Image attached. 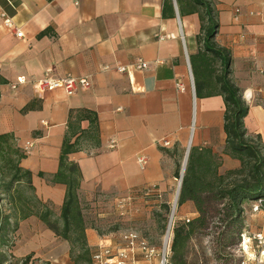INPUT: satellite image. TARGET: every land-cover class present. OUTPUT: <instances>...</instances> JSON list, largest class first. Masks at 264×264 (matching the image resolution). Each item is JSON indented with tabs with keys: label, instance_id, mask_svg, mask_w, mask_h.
<instances>
[{
	"label": "crops",
	"instance_id": "1",
	"mask_svg": "<svg viewBox=\"0 0 264 264\" xmlns=\"http://www.w3.org/2000/svg\"><path fill=\"white\" fill-rule=\"evenodd\" d=\"M170 1L164 9V0H0V134L21 149L32 142L20 165L31 171L34 194L58 215L66 188L50 179L65 134L82 133L68 160L79 168L78 197L84 217H91L85 234L92 253L116 250L126 229L145 239L126 221L139 218L157 195L176 198L175 162L182 166L191 146L223 149L222 96L206 88L197 94L191 69L199 49L198 15H180L176 0ZM210 1L214 42L230 53L231 77L248 107L245 130L258 134L264 147V0ZM137 59L147 66H130ZM120 65L127 69L116 71ZM66 73L88 76L91 86L70 95L33 86L45 75ZM19 76L25 82L12 88ZM82 109L96 114L95 128L77 120ZM112 139L115 146L108 148ZM121 199L127 202L122 215ZM15 231L24 240L27 233L45 243L62 239L33 216L18 221ZM134 264H145L140 250Z\"/></svg>",
	"mask_w": 264,
	"mask_h": 264
},
{
	"label": "trees",
	"instance_id": "2",
	"mask_svg": "<svg viewBox=\"0 0 264 264\" xmlns=\"http://www.w3.org/2000/svg\"><path fill=\"white\" fill-rule=\"evenodd\" d=\"M169 1L164 0V9L171 6ZM176 3L180 15L197 13L199 19L196 34L199 49L191 58L196 92L198 94V90L206 88V93L211 94L212 90L222 96L224 103L222 152H214L209 147H190L176 200L177 205L190 202L195 215L173 225L168 263L189 264L186 257L188 243L197 232L208 226L209 218L220 215L218 219L226 222L231 234L238 235L246 227L242 214L244 203L260 200V209L264 212V147L258 134L245 130L243 118L248 107L241 89L231 77L230 53L214 42L217 19L212 2L176 0ZM29 107L27 104L23 110ZM79 112L77 120L87 119L90 128H95L96 114L87 109ZM70 132L63 137L58 168L50 179L51 182L63 183L66 188L56 217L48 208L38 210L31 171L20 165L26 153L13 144L9 134H0V193L6 194L10 205V212L2 218V228L6 233H13L18 221L36 215L56 236L68 242L74 264H93L78 197L80 172L77 164L68 160V154L78 149V138L82 133L73 138L76 133ZM223 155H227L234 164L226 162ZM180 168L179 162H175L176 178H179ZM15 184L17 188L13 187ZM161 207L169 210L166 203ZM5 240L2 243L8 244ZM0 264H9L2 254Z\"/></svg>",
	"mask_w": 264,
	"mask_h": 264
},
{
	"label": "rangeland",
	"instance_id": "3",
	"mask_svg": "<svg viewBox=\"0 0 264 264\" xmlns=\"http://www.w3.org/2000/svg\"><path fill=\"white\" fill-rule=\"evenodd\" d=\"M181 155V153H180ZM181 158V156H180ZM180 167H181V163ZM176 184L179 183V178H176ZM22 185V184H20ZM15 184L13 187H16ZM16 192V191H15ZM13 192V193H15ZM28 194V191H26ZM36 196V195H35ZM37 197V196H36ZM38 198L36 203L38 210L48 208L52 212V216H57V209L50 207L48 202L42 201ZM175 200V194L159 196L158 201L150 205L148 210L143 211L139 218L128 220L127 227H133L141 232L150 246H153L157 251L161 250V264H169L168 257L170 254V242L172 238V227L177 222H180L185 217H192L195 215L193 212V206L190 202H186L182 205H177L175 202L174 212L172 215L171 225L169 228V234L164 245L165 232L167 229L168 219L171 211V207ZM177 200V199H176ZM166 203L169 210H164L161 205ZM254 202L244 203L243 207V224L246 229L250 231L262 230L264 231V219L259 212L251 210V206ZM10 212V205L6 194L0 193V254L8 259L9 264H66V261L74 262L71 259L69 252V244L67 241L58 239L53 242L43 241L42 236H32L27 233L24 238L16 231L13 233H6L3 226L2 218L5 214ZM87 220H90L88 212L85 214ZM39 219L36 215L30 217ZM221 216H213L208 220V226L202 231L197 232L188 243V249L186 253L189 264H237L236 257L239 234H231L230 227L226 222H221L219 219ZM10 222L13 219H9ZM40 220V219H39ZM41 221V220H40ZM114 222L113 217L110 222ZM112 224V223H109ZM32 231H39L38 229ZM39 234V233H38ZM6 239L8 244L2 243L3 239ZM30 238V239H29ZM5 240V241H6ZM52 246L51 251L55 256H50L49 247ZM64 257L63 259V251ZM165 254L166 261L162 262V255ZM158 257H156L157 259ZM85 264V263H81Z\"/></svg>",
	"mask_w": 264,
	"mask_h": 264
},
{
	"label": "built area",
	"instance_id": "4",
	"mask_svg": "<svg viewBox=\"0 0 264 264\" xmlns=\"http://www.w3.org/2000/svg\"><path fill=\"white\" fill-rule=\"evenodd\" d=\"M5 24L8 26L11 25L8 19L5 20ZM16 35L20 36L21 32L16 31ZM158 37L162 38V36ZM130 66L135 69H143L147 64L145 61L137 59L132 62ZM103 68L107 69L108 66H104ZM126 69V66L121 65L115 67V70L119 72L125 71ZM24 82L25 78L19 76L10 86L15 88L18 84ZM33 86L40 93L50 89H61L65 94L70 95L78 88H89L91 86V80L88 76H75L71 73H66L61 76L45 75L36 79L33 82ZM178 86L181 87L180 84H178ZM31 146L32 142L26 141L22 149L27 154ZM114 146L115 140L112 139L107 147L113 148ZM137 160L142 166L143 156H139ZM157 197L159 196L157 195ZM259 203L260 200L255 201L251 206V210L259 212L264 219V212L260 209ZM126 204L127 202L125 199L119 200L118 209L120 215L124 214V207ZM164 241L166 242L167 239H164ZM120 244L121 245L116 250H112L106 246L98 249L92 254L93 264H134L137 250H140L142 253L145 264H161V250L157 251L153 246H150L148 242L141 238L133 229H126L120 233ZM156 257L158 258L156 259ZM236 257L238 260L237 264H264V231H250L246 229V227L241 230L239 233ZM165 261L166 257L163 253L162 262L165 263Z\"/></svg>",
	"mask_w": 264,
	"mask_h": 264
},
{
	"label": "water",
	"instance_id": "5",
	"mask_svg": "<svg viewBox=\"0 0 264 264\" xmlns=\"http://www.w3.org/2000/svg\"><path fill=\"white\" fill-rule=\"evenodd\" d=\"M187 154H188V150L186 151V154H185V157H184V162H183V164H182V166H181V171H180V173H179V183H178V190H177V195H176V198H175V200H174V203H173V205H172V207H171V211H170V215H169V219H168V224H167V229H166V234H165V236H166V238L165 239H167V235L169 234V228H170V225H171V220H172V210H173V208H174V205H175V202H176V199H177V196H178V192H179V187H180V183H181V177H182V174H183V170H184V167H185V163H186V159H187ZM165 241H164V245H165Z\"/></svg>",
	"mask_w": 264,
	"mask_h": 264
},
{
	"label": "bare ground",
	"instance_id": "6",
	"mask_svg": "<svg viewBox=\"0 0 264 264\" xmlns=\"http://www.w3.org/2000/svg\"><path fill=\"white\" fill-rule=\"evenodd\" d=\"M194 118V117H193ZM173 212H174V208H173V210H172V215H173Z\"/></svg>",
	"mask_w": 264,
	"mask_h": 264
}]
</instances>
